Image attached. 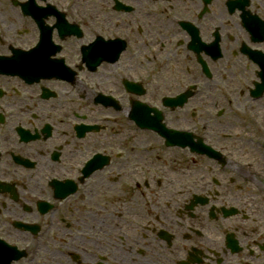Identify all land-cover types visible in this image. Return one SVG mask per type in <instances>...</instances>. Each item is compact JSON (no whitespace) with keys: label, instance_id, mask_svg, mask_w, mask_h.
<instances>
[{"label":"flooded vegetation","instance_id":"obj_1","mask_svg":"<svg viewBox=\"0 0 264 264\" xmlns=\"http://www.w3.org/2000/svg\"><path fill=\"white\" fill-rule=\"evenodd\" d=\"M0 264H264V0H0Z\"/></svg>","mask_w":264,"mask_h":264}]
</instances>
